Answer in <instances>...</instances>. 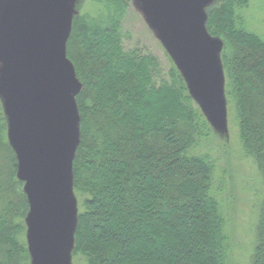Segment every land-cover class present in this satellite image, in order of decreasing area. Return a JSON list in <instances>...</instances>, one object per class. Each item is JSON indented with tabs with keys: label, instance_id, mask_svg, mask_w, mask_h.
<instances>
[{
	"label": "trees",
	"instance_id": "obj_1",
	"mask_svg": "<svg viewBox=\"0 0 264 264\" xmlns=\"http://www.w3.org/2000/svg\"><path fill=\"white\" fill-rule=\"evenodd\" d=\"M90 2L76 7L66 43L81 85L69 254L85 264H234L209 117L172 56L162 74L152 55L124 49L126 0ZM248 4L215 0L205 27L221 43L225 108L260 182L248 264H264V38L247 28ZM18 171L0 96V264H33Z\"/></svg>",
	"mask_w": 264,
	"mask_h": 264
},
{
	"label": "water",
	"instance_id": "obj_2",
	"mask_svg": "<svg viewBox=\"0 0 264 264\" xmlns=\"http://www.w3.org/2000/svg\"><path fill=\"white\" fill-rule=\"evenodd\" d=\"M71 2L0 0V93L30 206L36 264H65L75 225L70 185L81 85L66 57ZM212 2L140 0L209 119L219 106L225 114L219 45L205 27Z\"/></svg>",
	"mask_w": 264,
	"mask_h": 264
},
{
	"label": "rangeland",
	"instance_id": "obj_3",
	"mask_svg": "<svg viewBox=\"0 0 264 264\" xmlns=\"http://www.w3.org/2000/svg\"><path fill=\"white\" fill-rule=\"evenodd\" d=\"M126 1L128 7L123 19V29L126 33L123 42L124 49L127 51L139 49L152 55L157 59L162 74H165L170 67L172 57L160 31L143 10L140 0ZM78 4H81V12L89 9L94 10L90 0H72L71 12L73 16ZM243 15L247 28L264 38V0H249L248 7L244 10ZM216 42L220 49V41L216 40ZM219 72L221 78H224L221 67ZM220 90L225 114L219 106L215 118L210 117V125L214 131L211 137L213 142L211 155L217 163L215 186L218 188L222 182V191L218 194V197L223 200L219 201H221V207L227 214L229 221L228 229L233 246V262L234 264H248L253 252L251 239L253 231L251 229L256 215L255 204L261 192V187L253 163L239 151L236 128L232 123L231 113L228 114V108H225L223 87ZM0 96L7 112V99L2 93H0ZM220 120L223 126H217ZM28 218L24 238L30 243L33 264H36ZM64 263L85 264L80 256H72V253L69 256L67 255Z\"/></svg>",
	"mask_w": 264,
	"mask_h": 264
}]
</instances>
